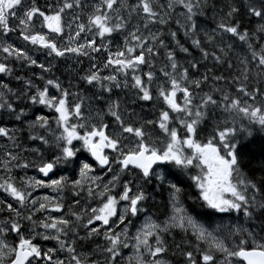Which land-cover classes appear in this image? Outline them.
I'll return each mask as SVG.
<instances>
[{"label": "snow or ice", "instance_id": "6c2138e0", "mask_svg": "<svg viewBox=\"0 0 264 264\" xmlns=\"http://www.w3.org/2000/svg\"><path fill=\"white\" fill-rule=\"evenodd\" d=\"M0 264H264V0H0Z\"/></svg>", "mask_w": 264, "mask_h": 264}, {"label": "rangeland", "instance_id": "374dc122", "mask_svg": "<svg viewBox=\"0 0 264 264\" xmlns=\"http://www.w3.org/2000/svg\"><path fill=\"white\" fill-rule=\"evenodd\" d=\"M62 71H63V68H62ZM188 203H191V201H189Z\"/></svg>", "mask_w": 264, "mask_h": 264}, {"label": "trees", "instance_id": "16d2710c", "mask_svg": "<svg viewBox=\"0 0 264 264\" xmlns=\"http://www.w3.org/2000/svg\"><path fill=\"white\" fill-rule=\"evenodd\" d=\"M61 71H62V69H61ZM59 74V73H58ZM186 179V178H185Z\"/></svg>", "mask_w": 264, "mask_h": 264}]
</instances>
